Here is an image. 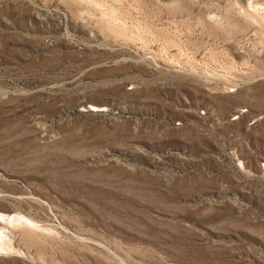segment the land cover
<instances>
[{
    "label": "rangeland",
    "instance_id": "374dc122",
    "mask_svg": "<svg viewBox=\"0 0 264 264\" xmlns=\"http://www.w3.org/2000/svg\"><path fill=\"white\" fill-rule=\"evenodd\" d=\"M263 158L264 0H0V264H264Z\"/></svg>",
    "mask_w": 264,
    "mask_h": 264
},
{
    "label": "built area",
    "instance_id": "2783aa9c",
    "mask_svg": "<svg viewBox=\"0 0 264 264\" xmlns=\"http://www.w3.org/2000/svg\"><path fill=\"white\" fill-rule=\"evenodd\" d=\"M232 92H235V91L233 90V91H231V93ZM191 113H194V115L196 116V118H198L199 120H205L208 117L207 110H197V107H195L191 111ZM247 114H248V109H242V108H240V109L236 110L233 113V115L231 116L230 120H231V122H238L244 116H246ZM252 121H257L258 122V118H254ZM175 124H182V122L181 121H177ZM261 166H262V170H263V173H264V158H263V162H262Z\"/></svg>",
    "mask_w": 264,
    "mask_h": 264
},
{
    "label": "bare ground",
    "instance_id": "6f19581e",
    "mask_svg": "<svg viewBox=\"0 0 264 264\" xmlns=\"http://www.w3.org/2000/svg\"><path fill=\"white\" fill-rule=\"evenodd\" d=\"M197 107V110H207V113H208V116L210 115V111H209V109H207V108H205V107H202V106H200L199 104L196 106ZM95 112H99L100 110H104L105 111V108H95V109H93ZM92 110V111H93ZM214 111V110H213ZM215 112V111H214ZM192 114H194V113H192ZM214 114V113H213ZM212 114V115H213ZM215 115V114H214ZM211 117V116H210ZM219 118V117H218ZM263 120V118L262 117H260V118H258V121L260 122V120ZM257 121H252L251 122V124L253 125V124H255ZM230 123H231V120H230ZM183 124H175V126H177V127H179V126H182ZM4 213V212H3ZM3 213H1L0 212V225H2V224H5L4 222H7V223H10L11 221H21L22 220V217L21 216H16V217H12L11 216V214L9 215H6V214H3ZM24 217V216H23ZM26 219V218H25ZM28 219V218H27ZM24 222H25V220H24ZM31 222V221H30ZM21 223V222H20ZM36 223V222H35ZM30 224V223H29ZM37 224V223H36ZM9 225V224H8ZM31 226H32V224H31ZM5 233V232H4ZM7 234V233H6ZM7 237V236H6ZM4 237H3V234H1L0 233V240H2ZM6 240V239H5ZM8 241H9V239H8ZM7 243V241H5V244ZM9 243V242H8ZM7 243V244H8ZM4 244V245H5ZM10 244V243H9ZM0 245H1V243H0ZM8 246V245H7ZM10 246V245H9ZM5 248V247H4ZM2 253H5V252H2Z\"/></svg>",
    "mask_w": 264,
    "mask_h": 264
},
{
    "label": "water",
    "instance_id": "95a60500",
    "mask_svg": "<svg viewBox=\"0 0 264 264\" xmlns=\"http://www.w3.org/2000/svg\"><path fill=\"white\" fill-rule=\"evenodd\" d=\"M100 112V111H99Z\"/></svg>",
    "mask_w": 264,
    "mask_h": 264
}]
</instances>
